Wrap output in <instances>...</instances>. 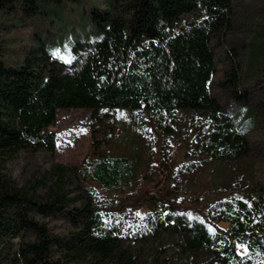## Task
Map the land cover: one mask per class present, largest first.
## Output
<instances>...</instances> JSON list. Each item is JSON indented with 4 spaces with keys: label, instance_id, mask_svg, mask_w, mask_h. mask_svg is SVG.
Here are the masks:
<instances>
[{
    "label": "trees",
    "instance_id": "1",
    "mask_svg": "<svg viewBox=\"0 0 264 264\" xmlns=\"http://www.w3.org/2000/svg\"><path fill=\"white\" fill-rule=\"evenodd\" d=\"M232 4L107 0L104 8H90L94 36L72 42L68 61L57 43H40L17 65L0 57V243L31 234L17 242L20 264H143L147 242L157 245L170 232L175 264H264L262 186L247 199L221 200L216 218L228 221L227 229L201 209L189 215L184 206L168 202L147 217L149 236L139 241L137 255L123 247L119 228L106 222L96 190L85 183L108 188L132 175L124 155L90 157L101 137L92 139L79 164L52 163L31 184H19L3 170L7 156L22 148L53 154L56 111L72 107L206 109L217 121L210 153L231 159L244 154V130L221 116L207 85L216 70L211 36L229 24ZM19 8L26 16L43 12L41 0H0V9ZM1 49L0 42V55ZM55 62L68 68L59 71ZM237 79L232 72V81ZM47 216L65 219L70 229L50 231L41 219ZM236 242L247 252L239 253Z\"/></svg>",
    "mask_w": 264,
    "mask_h": 264
},
{
    "label": "rangeland",
    "instance_id": "2",
    "mask_svg": "<svg viewBox=\"0 0 264 264\" xmlns=\"http://www.w3.org/2000/svg\"><path fill=\"white\" fill-rule=\"evenodd\" d=\"M95 6L104 8L107 0H41L43 12L33 16L20 8L0 9L1 59L17 65L40 43H57L61 59L68 61L72 42L94 36L90 8ZM211 48L216 70L208 89L221 116L231 117L245 132L247 151L241 156L231 159L210 153L217 121L206 109L72 107L56 111L53 154L19 149L5 159L4 172L19 184H31L52 163L79 164L90 153L92 139L101 137L90 157L124 155L133 166L132 175L117 186L106 188L85 180L96 190L106 222L119 228L123 247L140 255L139 241L149 236L147 217L168 202L184 206L190 215L201 209L227 229L229 222L216 218L221 200L247 199L258 186L264 187V0H233L229 24L213 33ZM54 67L68 68L62 62ZM232 72L238 76L234 82ZM41 219L52 232L70 229L61 217ZM30 238L28 232L11 243H0V264H20L15 258L17 242ZM147 243L143 264L176 263L172 232L157 245ZM241 246L236 242L237 251L246 253L247 247Z\"/></svg>",
    "mask_w": 264,
    "mask_h": 264
},
{
    "label": "snow or ice",
    "instance_id": "3",
    "mask_svg": "<svg viewBox=\"0 0 264 264\" xmlns=\"http://www.w3.org/2000/svg\"><path fill=\"white\" fill-rule=\"evenodd\" d=\"M136 215H138V216H139V215H140V213H136ZM189 215H190V214H189ZM241 247H243V245H242Z\"/></svg>",
    "mask_w": 264,
    "mask_h": 264
}]
</instances>
